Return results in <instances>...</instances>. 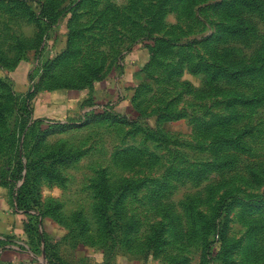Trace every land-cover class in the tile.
Segmentation results:
<instances>
[{
	"label": "rangeland",
	"instance_id": "obj_1",
	"mask_svg": "<svg viewBox=\"0 0 264 264\" xmlns=\"http://www.w3.org/2000/svg\"><path fill=\"white\" fill-rule=\"evenodd\" d=\"M156 9L135 43L113 30ZM85 66L105 75L73 127L30 122L21 93L35 109ZM0 176L35 216L32 264H264V0H0Z\"/></svg>",
	"mask_w": 264,
	"mask_h": 264
},
{
	"label": "crops",
	"instance_id": "obj_2",
	"mask_svg": "<svg viewBox=\"0 0 264 264\" xmlns=\"http://www.w3.org/2000/svg\"><path fill=\"white\" fill-rule=\"evenodd\" d=\"M23 66L29 75L31 68L26 62H22L13 73L20 71ZM125 77H129L126 70ZM127 80L129 78L124 79L128 82ZM87 97L85 92L67 89L46 92L38 99L39 102L35 106V118L64 122ZM24 219L25 215L17 207L11 189L0 184V264H31L34 257H38L37 253L34 254L29 250V242L26 244L28 240ZM28 252L30 255H27Z\"/></svg>",
	"mask_w": 264,
	"mask_h": 264
},
{
	"label": "trees",
	"instance_id": "obj_3",
	"mask_svg": "<svg viewBox=\"0 0 264 264\" xmlns=\"http://www.w3.org/2000/svg\"><path fill=\"white\" fill-rule=\"evenodd\" d=\"M255 1V0H254ZM230 5H234V3H232V4H230ZM31 9V8H30ZM45 9V8H44ZM43 9V15H42V13H41V18H39V19H41V21H43L44 19H46V20H49V22H50V24H51V20L53 19V18H57V15H58V13H56V12H50V10L51 11H53V10H56L55 8H46L45 10ZM58 9V8H57ZM55 13V14H54ZM75 13L77 14L78 13V11L77 12H71V16H72V20H74L75 19V17H76V15H75ZM159 13V12H158ZM157 13V9L152 13V14H150V15H148L147 17H140V16H138V15H133V17H129V18H126V20H117L118 22H120V23H117V24H114L113 25V30L114 31H116L117 32V34H119L120 33V35H122L121 37H123L124 38V35L125 34H123V33H121V31H120V26L123 24L124 26H125V30H129V27L130 26H132V27H138V28H140V33H136L135 32V28H133V33H132V35H134V33H136V35H135V40L133 41L134 43L137 41V40H139L140 38H143L144 36H145V34H143V33H145V30H142L141 29V27L143 26H140V25H138V21H139V19L141 20V22L142 21H144V19H146V18H148V19H153V16L156 14H158ZM57 14V15H56ZM82 14V13H81ZM32 15H35V13L33 12V14ZM80 15V14H79ZM101 15V17H102V15H104V14H100ZM35 17V16H34ZM99 30H104V27L102 26L101 28H99ZM239 30V28L238 29H236V30H234L235 31V33H237V32H239L238 31ZM72 32H73V35L72 36H74V34L76 33L75 32V30L74 29H72ZM240 33V32H239ZM127 35H131V34H127ZM240 34H236L235 36H239ZM75 36L76 37H78V34L76 33L75 34ZM109 36H110V33H109V31L108 32H105V37L103 38V39H109ZM149 36H153V34H151L150 32H148V37ZM150 38H152V37H150ZM130 39V38H129ZM152 40H155V41H162V42H166V43H169V42H173L174 40H168L167 38H165V37H158V36H156V37H153L152 38ZM108 41V40H107ZM72 40H71V38H69V41L66 43V46H65V49H64V52L63 53H61L60 55H58L57 56V58L52 62V64H51V69L53 70L54 68H57L59 65H60V63H61V61L63 60V59H69L70 57H71V54L73 53L72 51H73V49H71V45H72ZM120 42H122L120 39H118V43H120ZM132 41H131V43H133ZM111 43V42H110ZM101 45H103L104 44V42L103 43H100ZM105 45V44H104ZM107 46V49H108V47H109V49L112 51V49H113V45L112 46H110L109 44L108 45H106ZM102 49H104V48H102ZM102 49H100V52L103 54V53H105V51L107 50H102ZM109 49L107 50V53H108V51H109ZM107 53H105V55H107ZM22 62H25V60H20L19 62H18V64L15 66V68H14V70L13 71H15L17 68H18V66L22 63ZM252 68L253 67H250V66H247V65H243V66H240L239 67V69H237V68H234V67H227V69L229 70V71H231L232 73L234 72V73H236V72H238V73H236V74H232V73H229V72H226V73H222V74H220V78H222V76H225V78H227V79H232L233 81H235V80H240L241 78H243L244 77V75H247V74H249L250 72H248V71H250V70H252ZM196 69V68H195ZM13 71H11V72H13ZM105 71V68H104V70H102L101 69V66H99V67H97V66H85V72H82V73H80V76H82L81 78H82V81H83V83H82V85H78L77 83H73V82H71V81H69V80H67V79H65V78H63L65 81H60V78H58V77H54L53 79L55 80V82L53 83V84H51V86H52V88H50V89H48L49 91H56V90H61V89H67V90H76V91H82V90H85L86 89V87L87 86H91L92 84H93V82L94 81H100V79L103 77V75H105V74H103V72ZM234 75H235V77H234ZM62 78V77H61ZM214 78V77H213ZM212 78V79H213ZM103 79H105V78H103ZM102 80V79H101ZM76 86H79V87H76ZM88 88H90V87H88ZM21 94H25V95H27V97H28V102H29V108H28V111H29V114H30V117H31V119H32V121H30V122H33L34 124H37V123H42V121H48V119H41V118H35V115H34V104H35V101H36V99H37V96H34L32 93H30L29 91H27L26 93H21ZM259 99V98H258ZM263 98L261 97L258 101L259 102H261V100H262ZM93 117V116H92ZM30 119V118H29ZM30 119V120H31ZM52 125H54V126H56V127H58L59 128V130H65V129H68V128H72L73 126H70L71 124H64V123H62V122H58V121H52V122H50ZM59 130H57L56 131V129H54V130H52V132L51 133H56V132H58ZM47 133H50V131L49 132H47ZM68 161V157L66 156V157H61L60 156V160H58V162L59 163H62V162H67ZM6 178V176L5 177H2V176H0V184H1V186H4V187H8L9 188V184L6 182V181H4V179ZM11 189V188H10ZM13 189V188H12ZM11 189V192L13 193V196H14V199H15V203H16V205H17V207L19 208V210H21V211H23V213H24V215H25V219H24V228H25V234H26V239L28 238V236L30 235V233H31V231H32V229H33V224H34V219H35V216L33 215V214H31V211L29 212V210H27L24 206H25V203H24V201H23V198H21V196L18 194V192H17V190H12ZM129 192V190L126 188V190L122 193V196H121V198H124L125 197V195H127V193ZM106 200H107V202L109 203V202H112V200H113V196H111V194L110 193H106ZM222 203H223V201H221ZM28 240V239H27ZM32 264V263H31Z\"/></svg>",
	"mask_w": 264,
	"mask_h": 264
}]
</instances>
